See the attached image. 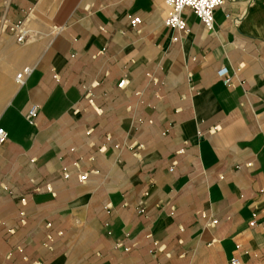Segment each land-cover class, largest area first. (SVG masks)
<instances>
[{"label":"crops","instance_id":"obj_1","mask_svg":"<svg viewBox=\"0 0 264 264\" xmlns=\"http://www.w3.org/2000/svg\"><path fill=\"white\" fill-rule=\"evenodd\" d=\"M167 12L0 0V264H264V0Z\"/></svg>","mask_w":264,"mask_h":264},{"label":"built area","instance_id":"obj_2","mask_svg":"<svg viewBox=\"0 0 264 264\" xmlns=\"http://www.w3.org/2000/svg\"><path fill=\"white\" fill-rule=\"evenodd\" d=\"M225 0H165V3L168 7L167 16L164 20V24L169 29H174L177 31H184L186 30V20L184 19L182 12L184 8L189 7L191 8L194 13L201 19V21L206 25V27L209 30H213L214 28V12L215 9L219 6H221L224 3ZM140 22L139 17H134L131 19V24L136 25ZM21 26L14 25L11 26V30L17 31L20 29ZM25 30L21 29L18 32L17 40L22 41L25 37ZM174 40H177L178 37H173ZM32 68L29 66H25L19 73L16 75V79L19 83L23 82V80L31 73ZM224 81L228 85H232V81L230 77H225ZM124 81H122V84ZM38 113V106L33 105L30 107L27 113V120L31 123H35V118ZM217 127H214V130ZM8 139V133L3 128L0 127V145L5 143V141ZM67 176V173H65ZM88 177V173L81 172L79 174L80 181H85ZM254 217L256 215L254 214ZM216 223L215 220H211V224L214 225ZM250 225L254 226L256 225L255 218L250 221ZM152 251V250H151ZM233 264H239V261L237 258L232 259Z\"/></svg>","mask_w":264,"mask_h":264}]
</instances>
